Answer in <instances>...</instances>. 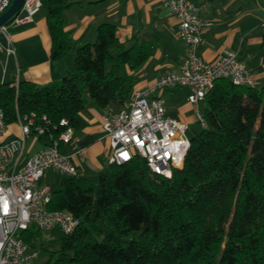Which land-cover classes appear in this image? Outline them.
<instances>
[{"label":"trees","instance_id":"obj_1","mask_svg":"<svg viewBox=\"0 0 264 264\" xmlns=\"http://www.w3.org/2000/svg\"><path fill=\"white\" fill-rule=\"evenodd\" d=\"M41 1L50 57L64 61L74 52L73 67L46 85L0 84L6 123L37 113L52 123L66 118L74 127L85 109L127 100L120 68L142 65L149 57L146 45L136 40L125 48L112 23L98 26L94 43L78 45L64 25L70 0ZM203 114V130L190 139L183 166L170 177L151 173L136 157L110 164L96 195L86 178L63 179L48 208L71 212L79 225L60 240L49 263L264 264V88L220 78ZM41 232L30 227L25 242L31 246Z\"/></svg>","mask_w":264,"mask_h":264},{"label":"built area","instance_id":"obj_2","mask_svg":"<svg viewBox=\"0 0 264 264\" xmlns=\"http://www.w3.org/2000/svg\"><path fill=\"white\" fill-rule=\"evenodd\" d=\"M162 2L167 12L178 19L179 36L186 44L181 71L163 75L155 85L136 91L127 107L104 116L102 127L110 140V164L121 165L138 157L151 173L170 177L173 169L183 166L190 140L186 136L188 125L166 115L165 102L159 93L188 87L191 91L188 101L198 107L197 117L204 127L205 99L218 79L226 78L246 87H255V82L233 51H226L212 63L201 60L198 48L202 33L211 22L200 14L201 6L195 0ZM11 3L12 0H0V16ZM41 7V0H25L20 13L0 27V53L6 56L1 83L9 58L16 54L7 27L31 22ZM16 124L20 133L8 135L6 115L0 107V264H31L36 255L23 235L32 226L40 231L57 228L64 235H71L79 225L71 212L48 208L53 189L42 182L49 169L71 177L78 175L71 157L62 152L73 141L74 127L66 118L52 123L46 115L37 113L18 116ZM30 136L46 137V143L21 164Z\"/></svg>","mask_w":264,"mask_h":264},{"label":"crops","instance_id":"obj_3","mask_svg":"<svg viewBox=\"0 0 264 264\" xmlns=\"http://www.w3.org/2000/svg\"><path fill=\"white\" fill-rule=\"evenodd\" d=\"M195 1L201 6L200 14L211 22L203 31V40L198 48L201 60L212 63L226 51H233L250 71L255 87L264 88V0ZM70 2L71 6L64 13V25L76 44L95 42L98 26L102 23H112L116 26L117 37L125 44V48H131L137 40L149 50L148 59L139 67L132 69L124 65L120 68V75L126 78L125 87L129 92L127 100L107 108L92 106L77 115L73 141L64 146L62 152L71 157L78 176L85 178L87 174L96 172L100 176L110 167L111 145L102 127L104 116L127 107L136 91H143L155 85L163 75L180 72L186 55V44L179 36L178 19L167 12L162 0ZM7 34L16 54L9 58L4 83H7V78L10 77L8 83L13 85L19 80L46 85L60 80L71 71L74 52L69 53L64 61L50 57L51 35L44 6L33 16L31 22L9 25ZM2 41L6 44L4 38ZM3 59L6 60V56L0 53V63ZM10 68L11 73L8 70ZM3 72L4 68L1 79ZM190 93L188 87L165 89L159 93L165 102L166 115L169 113L171 118L186 123L187 131L190 130L189 125L197 120L198 110L196 105L188 101ZM164 95L166 99L163 98ZM204 108L205 106L203 110ZM19 133L16 123L8 125V135ZM31 137L36 138L35 143L41 148L40 139L36 136L29 138ZM28 139L21 164L36 152L35 143L27 152ZM50 171L57 170L46 171L42 182L48 185L50 184L46 183V174Z\"/></svg>","mask_w":264,"mask_h":264},{"label":"rangeland","instance_id":"obj_4","mask_svg":"<svg viewBox=\"0 0 264 264\" xmlns=\"http://www.w3.org/2000/svg\"><path fill=\"white\" fill-rule=\"evenodd\" d=\"M94 43V42H93ZM69 60V59H67ZM66 60V61H67ZM5 60L3 59L0 63V84L1 83V73H2V66L4 65ZM66 63V62H65ZM73 67V62H72ZM110 65L107 64V67ZM9 73H11V68L8 69ZM72 70V68H71ZM8 81H10V77L7 78ZM7 81V82H8ZM164 99H166V96H163ZM168 116L171 117V115L168 113ZM180 120V119H178ZM181 121V120H180ZM190 130L187 131L186 136L190 140L194 135L200 133L203 130L202 124L200 120L197 117V120L189 125ZM36 142V138L31 137L28 139L27 142V152L32 148L33 143ZM35 151H38L40 149V146L38 143L34 144ZM34 151V152H35ZM81 176V175H80ZM67 176L62 174L59 171H50L46 174V183H49L53 190H58L60 188L61 182L63 179H65ZM85 178H88L94 188L95 195L98 192V180H99V174L96 172L95 174H87ZM64 237V233L60 229H53L51 231H42L41 237H39L37 240H34L32 243V253L36 255V257L33 259L32 264H50V255L51 253L57 252L60 249V240ZM43 243L45 246V249L41 247V244Z\"/></svg>","mask_w":264,"mask_h":264},{"label":"water","instance_id":"obj_5","mask_svg":"<svg viewBox=\"0 0 264 264\" xmlns=\"http://www.w3.org/2000/svg\"><path fill=\"white\" fill-rule=\"evenodd\" d=\"M24 2L25 0H12L10 7L0 16V27L20 13Z\"/></svg>","mask_w":264,"mask_h":264}]
</instances>
